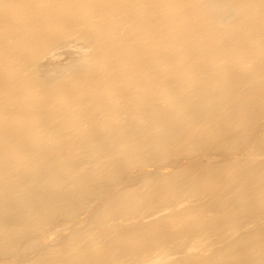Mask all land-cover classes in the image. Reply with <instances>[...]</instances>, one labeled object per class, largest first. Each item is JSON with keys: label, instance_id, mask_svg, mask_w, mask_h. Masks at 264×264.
I'll use <instances>...</instances> for the list:
<instances>
[{"label": "bare ground", "instance_id": "6f19581e", "mask_svg": "<svg viewBox=\"0 0 264 264\" xmlns=\"http://www.w3.org/2000/svg\"><path fill=\"white\" fill-rule=\"evenodd\" d=\"M0 264H264V0H0Z\"/></svg>", "mask_w": 264, "mask_h": 264}, {"label": "rangeland", "instance_id": "374dc122", "mask_svg": "<svg viewBox=\"0 0 264 264\" xmlns=\"http://www.w3.org/2000/svg\"><path fill=\"white\" fill-rule=\"evenodd\" d=\"M75 43H73V49H72V47H63V48H60V49H58V50H56L54 53V57L52 56L53 54H50V55H47V56H45L44 58L46 59H44V60H42L43 61V64L44 65H46L47 64V66H48V64L49 63H51V64H49V66H51V67H54V65L56 66V65H67V64H69V62L68 61H71L72 60V58H73V56L74 57H76V55L78 56L79 54L78 53H80L81 51L77 48V46H75L74 45ZM70 48V49H69ZM64 49H65V51H64ZM67 49V50H66ZM77 49V50H76ZM63 51V52H62ZM76 51V52H75ZM65 52V53H64ZM78 52V53H77ZM56 54H58V55H56ZM65 54V55H64ZM70 56H69V55ZM53 57V58H52ZM51 58V59H50ZM57 60V61H56ZM48 61V62H47ZM55 63V64H54ZM57 63V64H56ZM60 63V64H59ZM52 64H53V66H52ZM258 132H261V131H258ZM259 134H261V133H259ZM258 134V135H259ZM199 157V158H198ZM197 158V160H201V162H206L205 161V159L207 158V157H205V156H198ZM205 158V159H204ZM185 162H188V160H185ZM144 168V169H143ZM171 168V167H170ZM169 167H164V166H161V167H159V166H154V165H152V166H146V167H142L139 171H141V172H147V173H150V174H153L154 173V171H157V172H160V173H165L166 172V170H167V172L165 173V174H168L169 172H171L172 171V168L170 169ZM160 169V170H159ZM165 170V171H164ZM143 172V173H144ZM127 174H129V173H127ZM133 175V173H130V175ZM130 176V177H133V176ZM81 215V216H80ZM90 215V211L88 212V211H84V210H82L81 212H80V214H79V219L80 220H83V219H85V218H87L88 216ZM58 219H61V218H58ZM62 220V219H61ZM61 220H58V222H59V224L60 223H62V222H60ZM75 222V221H74ZM59 224H54L52 227H45L46 229H41V234H40V236H41V238L43 239V238H45V236H46V238H45V240H43L44 242H45V244H47L48 243V241H49V245L50 244H52V242H54V241H52V240H55L57 237H60V236H64V235H67V234H69V233H71L72 231H74L75 230V228H76V224L75 223H71V226H69V225H67V223L65 224V223H62V224H64L65 226H63L62 227V224L61 225H59ZM59 225V226H58ZM56 226V227H55ZM60 226L62 227V230H61V228H60ZM75 226V227H74ZM57 227L59 228V231H57V233H55L56 232V230L54 229V228H56L57 229ZM68 229H67V228ZM51 228V229H50ZM53 228V229H52ZM72 228V229H71ZM74 228V229H73ZM65 229V230H64ZM55 230V232H53ZM72 230V231H71ZM71 231V232H70ZM51 232H53V234L51 233ZM59 232V233H58ZM52 234V235H51ZM50 236V237H49ZM54 238V239H53ZM48 239V240H47ZM51 242V243H50ZM29 253H31V251L30 252H24L23 254H26L27 256H32L33 254H29ZM12 254H15V252L14 253H12Z\"/></svg>", "mask_w": 264, "mask_h": 264}]
</instances>
